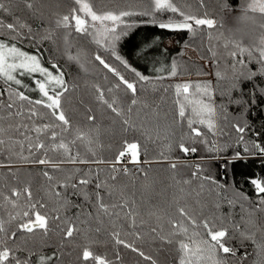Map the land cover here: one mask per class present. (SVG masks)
I'll list each match as a JSON object with an SVG mask.
<instances>
[{
	"label": "snow or ice",
	"instance_id": "1",
	"mask_svg": "<svg viewBox=\"0 0 264 264\" xmlns=\"http://www.w3.org/2000/svg\"><path fill=\"white\" fill-rule=\"evenodd\" d=\"M10 3L11 0H0V13L12 16ZM67 3L66 11H52L53 26L44 29L40 40L55 44L59 32L67 52L73 47L72 40L83 38L103 48L119 65L134 74L135 79L129 80L99 52L94 55V60L114 77L107 88L109 98H105L104 89L98 85L93 87L96 99L118 118L120 145L110 159L99 155L106 147L100 139L99 126L73 123L66 106V94L74 91L77 85L68 83L58 64L46 67L39 49L30 53L19 46L25 40L31 43L36 39L30 24L20 22L19 18L7 23L0 19V80L7 85L0 91V153H6L9 161L15 157L22 164L45 165L56 172H63L61 166L64 164L107 165L104 176L99 168L76 169L73 175L62 180L44 170L46 184L43 195L37 196L32 184L21 180L19 167L11 162L0 163V168L9 169L7 177L11 181L0 186V212L3 213L0 214V264H33V256L38 257L39 264H55L64 253L38 254L27 246L28 240L24 238L48 237L57 231L61 236V248L64 242L73 244L79 237L84 238L85 243L77 245L81 264H123L121 247L146 264H158L157 256L146 252L144 245L174 248L175 264H228V258L234 257L237 251L231 242L254 240L255 230H259L257 214L264 216V176L251 174L246 178L253 188L254 200L243 192L238 193V201L220 195L230 188L236 190L234 185L227 183L230 165L246 157L259 158L264 164V144L259 139L264 125L254 131V124L250 122L264 117V0H244L234 16L237 27L219 44L224 49L223 55L215 47H209L216 86L212 81H187L173 86L175 115L171 121L160 103L142 95L143 85L151 83L153 78L133 67L120 54L119 45L126 41L142 56L150 54V41L133 43L132 29L138 27V23L132 18L136 17H150L148 22L160 29L186 32L192 37L205 30H219L223 23L209 13L206 0H196L195 10L188 0L183 3L180 0H149L147 8L135 2L122 5L116 0H67ZM24 4L43 18L44 12L36 7V0H24ZM169 13L171 15H165ZM245 29L247 42L243 38ZM209 39H213L211 34ZM68 58L79 63L81 52ZM177 72L178 65L173 62L169 75L176 76ZM24 77L32 78L31 86L25 83ZM154 79L159 81L165 77ZM221 82L223 88L219 87ZM26 91L36 92L38 97L33 98ZM164 91L167 92V88ZM121 93L127 97L126 104L121 101ZM230 107L233 112H229ZM88 111L91 113V109ZM96 119L94 115L87 116L90 124ZM185 126L186 131L183 130ZM228 126L235 134V143L220 144L219 139L229 135ZM249 132H253L254 139L245 138ZM162 137L170 141L168 151L172 150L174 141L185 157L198 151L197 144L204 145L208 152L214 153L208 159L223 161L220 167L224 169L225 182L211 173L205 175L202 164L191 166V179L175 181L177 191L168 208L149 212L157 220L153 226L141 215L136 200L124 194L127 185H121V178L143 177L147 181L148 172L143 167L149 163L147 145L156 144ZM81 148L85 150L83 153ZM228 148L233 149L231 155H221L227 153ZM142 156L145 157L143 161ZM178 163V160L171 161L169 166L175 171ZM193 180L198 181L199 191L191 189ZM205 185L211 186L210 192L215 191V198H203ZM69 188L71 196L82 198L91 209L81 210L83 218L77 216L73 220L67 215L69 208L80 209L79 204L72 202ZM117 195L120 199L113 200ZM225 202L229 209L238 202L242 208L244 202L251 206L246 213L248 219L245 221L241 217L245 223L243 231L230 212L222 211ZM121 220L129 226L128 235L134 237L131 241L123 238L117 227ZM145 226L147 232L142 231ZM105 235L115 246L114 258L95 248L106 244L102 238ZM22 239L24 243L17 245L16 241Z\"/></svg>",
	"mask_w": 264,
	"mask_h": 264
},
{
	"label": "trees",
	"instance_id": "2",
	"mask_svg": "<svg viewBox=\"0 0 264 264\" xmlns=\"http://www.w3.org/2000/svg\"><path fill=\"white\" fill-rule=\"evenodd\" d=\"M116 2L124 5L130 2H135L139 6L147 8L149 7V0H116ZM184 0H180L183 3ZM191 3L193 10L197 9L196 0H188ZM244 4V0H206L207 10L219 21L223 23V27L219 30H205L199 33L196 37H192L186 32H173L165 29H160L156 25L149 23L150 17H136L132 18L137 21L138 27L132 29V34L135 39L133 43L143 44L146 40L151 42L150 54L145 57L142 56L138 50L134 49L131 44H126V41H121L119 45V52L129 63L136 67L141 73L152 77L153 80L149 84L143 85L145 91L143 96L150 99H155L157 103L161 104L163 112L167 113L168 120L171 121L174 112L173 98L174 88L177 83H183L187 81L199 82V81H212L213 85H217V81L213 75L214 73V61L211 59V54L208 51L209 47H215V49L223 55L224 49L219 46L223 42V38L229 37L231 32L237 27L234 16L239 8ZM10 7L13 15L9 16L7 13H0V19H3L5 23L15 22L19 18L20 22H27L32 26L36 39L31 43L27 40L22 42L23 49L30 53H34L39 49L42 55V63L46 67L51 68L52 64H58L65 73V79L70 85L75 84L77 87L74 91L66 94L67 96V108L69 114L73 120V123L80 126H92L95 124L99 126L101 130V141L105 144L103 152L99 153L104 159H110L115 151L119 148L121 134L119 131L118 118L102 105L96 99V91L93 85H98L105 90V98H109L107 88L111 86L114 81V77L107 70L94 60V55L99 52L105 60L113 65L117 66L121 73L129 80L135 79L134 74L124 69L119 65L118 61H115L114 57H111L108 52L103 48H98L94 43L85 41L83 38L77 37L72 40L73 47L69 51H65V47L62 39L59 38L60 33H57V42L55 44L49 41H41L40 36L47 27L53 26L54 17L51 15L52 11H66L69 7L67 0H36V7L44 12L43 18L38 17L32 10L25 7L24 0H11ZM165 15H171L165 14ZM161 19L164 16L160 17ZM143 21V23H141ZM223 34L221 37L220 34ZM209 34L213 39H209ZM219 38V40L217 39ZM245 42H247V30L243 34ZM131 39V36L128 38ZM173 41L174 46L169 47L167 42ZM81 52V61L75 62L70 60L69 55L75 56L77 52ZM187 52L194 54V59H189ZM175 62L178 65V72L176 76H170L169 71L172 63ZM163 69V71H160ZM201 73H206L201 74ZM163 75L165 79L155 80L157 76ZM107 77V79L105 78ZM33 80L29 78L25 80L26 84L31 86ZM7 85L0 80V91L4 90ZM219 87L223 88L224 83L221 82ZM167 88V92L164 89ZM153 89H158L154 91ZM139 90V86H138ZM33 98H37L36 92H27ZM121 101L127 103V97L122 93L120 94ZM161 97L163 100L161 101ZM6 99V97H5ZM219 103V98H218ZM91 109V113H89ZM229 112H233L230 107ZM91 114L97 119L94 122L87 120V116ZM234 114V113H233ZM43 121H37L42 123ZM254 124V131L261 129L264 125V117H257L255 121H250ZM186 131V126L183 129ZM229 133L228 136L219 139L220 144H224L227 141L229 144L235 143V134L232 132L230 126L226 128ZM179 135V130H177ZM231 137V139H229ZM247 140L254 139L253 132L246 133ZM209 139H212L209 137ZM260 142L264 144V131L261 132ZM169 140L161 138L156 144L148 143V155L146 159L148 164H143L144 170L148 172V180L145 181L143 177L133 178L122 177L121 185H127L124 194L132 199H135L139 207L141 215L149 225H155L157 220L155 217L149 215L150 211H154L158 208H168V204L171 201L174 193L177 191L175 181L191 179V172L193 168L191 166L195 164H202L205 168L204 174L211 173L220 182H225L224 169L220 167L223 163L222 160H210L208 157L214 153H210L206 150L204 145L197 144L198 151L191 157L180 152L176 147L174 141H172V150L168 151L167 145ZM111 145V148L107 146ZM83 153L85 150L80 149ZM232 148H228L227 153L221 155H231ZM242 151V148H237ZM163 153V157L161 156ZM24 155H28L24 152ZM51 155V154H50ZM167 157L168 159H165ZM204 157V159H201ZM145 157L142 156V161ZM179 161L177 169L174 171L170 168L171 161ZM12 163L19 167L18 175L22 181H27L32 184L34 195H43V186L46 181L43 178L42 172L47 170L51 175L56 176L59 179H63L65 176L73 175L74 170L79 169L81 171H87L91 169H101V175H106L107 165H95V164H64L61 167L63 172L53 171L45 165L39 164H22L17 158L13 157L11 161L7 158L6 153H0V163L7 164ZM129 167H132L129 165ZM13 171L16 168L12 169ZM227 183L235 186V191L229 189L227 192H220L222 197L228 199H236L238 201V193L243 192L254 200L252 186L246 182V178L251 174L257 176H264V164L260 163L259 158L246 157L243 161H236L228 167ZM9 172L8 168H0V186L4 183H10V179L7 177ZM79 175V173H77ZM175 177V180L173 179ZM143 185L149 187L145 189ZM211 186L205 185L202 196L205 199H213L216 197L215 191L210 192ZM191 189L199 191L198 181L193 180ZM91 191V186H89ZM68 193L73 203L79 204L80 209L69 208L67 215L75 220L77 216H81V210L83 212L90 211L87 204L83 202L82 198L77 196H71L72 189L69 188ZM195 193L193 192V195ZM117 195L113 200H119ZM251 210V206L247 203H243V208L240 202L232 209H229L227 203L223 204L222 211L224 213H231L232 218L240 222L241 230L245 229V223L241 220L244 217L246 221L248 219L247 211ZM0 214H3L0 212ZM121 215H123L121 213ZM162 223V221H161ZM107 224V221H106ZM257 226L259 230H255V236L253 239L233 240L231 246L237 249L234 257L228 258V264H264V216L257 214ZM81 227H85L81 225ZM110 227V226H109ZM117 227L121 229L123 238L132 240L134 237L128 235L130 231L126 221H118ZM142 231L147 232V226ZM107 242L103 246H95L96 250L100 253H107L110 258H114L115 246L113 242L105 235L102 237ZM28 240V247L34 249L38 254L51 255L53 251L57 252V255L64 253L55 262V264H81L78 258L80 253V247L77 245L85 243L83 237H79L73 244L65 243L63 248L60 247L61 236L58 234L50 233L48 237H36L34 239L25 237ZM24 243V240L16 241L17 245ZM261 245L262 247H258ZM146 252H151L157 256L158 264H175V249L166 246L164 249H157L156 246L149 247L144 245ZM121 256L123 257V264H146L136 254L131 253L128 249H119ZM71 252V255L68 253ZM33 264H39L37 256H33Z\"/></svg>",
	"mask_w": 264,
	"mask_h": 264
},
{
	"label": "rangeland",
	"instance_id": "3",
	"mask_svg": "<svg viewBox=\"0 0 264 264\" xmlns=\"http://www.w3.org/2000/svg\"><path fill=\"white\" fill-rule=\"evenodd\" d=\"M167 46L169 47H173L174 46V42L173 41H169L166 43ZM187 56L189 59H194V54L190 53V52H187ZM29 79V77H24V81Z\"/></svg>",
	"mask_w": 264,
	"mask_h": 264
},
{
	"label": "built area",
	"instance_id": "4",
	"mask_svg": "<svg viewBox=\"0 0 264 264\" xmlns=\"http://www.w3.org/2000/svg\"><path fill=\"white\" fill-rule=\"evenodd\" d=\"M191 157L193 156V154H189Z\"/></svg>",
	"mask_w": 264,
	"mask_h": 264
}]
</instances>
